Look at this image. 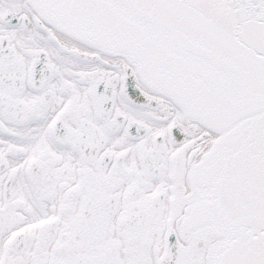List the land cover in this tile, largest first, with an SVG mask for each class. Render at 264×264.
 Listing matches in <instances>:
<instances>
[{
  "label": "snow or ice",
  "instance_id": "1",
  "mask_svg": "<svg viewBox=\"0 0 264 264\" xmlns=\"http://www.w3.org/2000/svg\"><path fill=\"white\" fill-rule=\"evenodd\" d=\"M0 264H264V0H0Z\"/></svg>",
  "mask_w": 264,
  "mask_h": 264
}]
</instances>
